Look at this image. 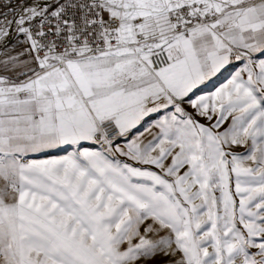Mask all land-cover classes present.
<instances>
[{"label": "snow or ice", "instance_id": "obj_1", "mask_svg": "<svg viewBox=\"0 0 264 264\" xmlns=\"http://www.w3.org/2000/svg\"><path fill=\"white\" fill-rule=\"evenodd\" d=\"M0 264H264V0H0Z\"/></svg>", "mask_w": 264, "mask_h": 264}, {"label": "crops", "instance_id": "obj_2", "mask_svg": "<svg viewBox=\"0 0 264 264\" xmlns=\"http://www.w3.org/2000/svg\"><path fill=\"white\" fill-rule=\"evenodd\" d=\"M230 77L229 72H224L218 79H216L215 84L213 85L212 82H209L208 85L202 86L207 87L208 91H213L215 87H219L222 83L226 82V79ZM239 151H243V149H239Z\"/></svg>", "mask_w": 264, "mask_h": 264}]
</instances>
